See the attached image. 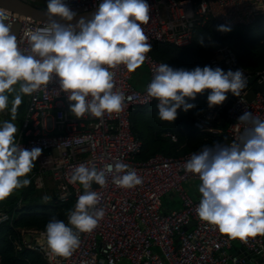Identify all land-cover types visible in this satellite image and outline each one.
Wrapping results in <instances>:
<instances>
[{
	"label": "clouds",
	"instance_id": "9594fccd",
	"mask_svg": "<svg viewBox=\"0 0 264 264\" xmlns=\"http://www.w3.org/2000/svg\"><path fill=\"white\" fill-rule=\"evenodd\" d=\"M150 11L147 0H102L90 18L81 17L73 24L77 13L64 0H48V26L26 33L30 45L26 53L13 32L9 9L0 7V114H10L9 120L0 121V202L31 184L28 176L43 151L40 147L23 148L17 142L13 121L22 97L47 90L58 78L59 91L67 95L69 111L76 118L88 115L102 121L106 114L123 112L127 98L116 88V72L110 69L124 65L131 73L145 63L152 45L142 25L149 23ZM217 31L231 29L219 25ZM198 43L203 45V36ZM247 84L242 69L197 66L188 70L161 63L146 91L157 101L158 118L173 122L178 109L187 112L195 108L188 101L205 90H210L207 102L212 108L222 106L228 93L240 96ZM237 120L244 128L236 140L205 145L190 156L184 170L201 181V199L195 209L200 220L231 239L246 242L249 237L264 235V119L245 111ZM107 171L118 188L134 189L143 184L136 170L120 160L108 165ZM69 182L81 185L83 193L67 223L52 217L45 226L48 249L63 258L80 248L81 233L93 232L103 220L101 196L92 185L106 187L108 176L104 168L89 161L73 167Z\"/></svg>",
	"mask_w": 264,
	"mask_h": 264
},
{
	"label": "built area",
	"instance_id": "2783aa9c",
	"mask_svg": "<svg viewBox=\"0 0 264 264\" xmlns=\"http://www.w3.org/2000/svg\"><path fill=\"white\" fill-rule=\"evenodd\" d=\"M34 2L35 0H29ZM102 0H64L75 12L97 7ZM151 7L150 21L142 25L149 43L154 40L187 44L191 30L207 18L214 17L228 25L246 23L264 13V0H147ZM2 7V6H0ZM163 12H161V8ZM8 9V8H7ZM10 22H18L16 31L20 47L27 53L30 45L26 33L47 28L45 20L10 10ZM191 13V15H189ZM90 18V17H88ZM76 22H73L75 24ZM161 63L151 52L147 53L145 65L148 78L143 88H136L130 80L124 65L115 71L116 88L126 96V108L119 114H106L103 120L85 115L76 118L69 111L67 95L59 91V79L48 85L47 90L28 96L16 134L17 142L23 148L40 147L43 150L38 165L28 178L34 187L43 185V172L47 169L56 183L55 197L65 201L76 200L83 193L81 185L69 182L74 166L89 161L98 168H104L108 184L101 188L93 183L92 190L101 196L100 206L105 216L99 227L91 233H81V246L69 258L51 254L47 247L45 228H20L19 238L13 243L17 248L26 246L39 251L52 264H119L128 260L131 264H225L232 260L241 262L244 256L231 253V238L219 233L213 226L200 220L195 209L200 199L193 198L184 188V181L199 179L186 173L185 162L193 153L192 149L178 155L155 152L145 159L135 157L141 145L140 138L132 131L130 113L134 106L157 101L147 95V86ZM210 66L226 70L242 69L247 79L255 74L253 82L264 83V67L250 72L243 68L234 50L222 44L213 50ZM223 69V68H222ZM240 96L228 93L232 100L225 106L208 107L195 115L193 125L201 130H214V121L225 112V144L236 140L243 131L237 117L248 111L264 119V88L254 90L251 99L246 92ZM175 139L174 133L167 132ZM120 160L136 170L143 178V184L134 189L118 188L111 183L107 166ZM169 190H176L180 206L162 210V196ZM70 210L66 213L65 223ZM8 211L0 208V222L9 219ZM243 247L254 253L264 251V235L247 238L246 242L236 239ZM1 260V259H0ZM257 264V263H254Z\"/></svg>",
	"mask_w": 264,
	"mask_h": 264
},
{
	"label": "trees",
	"instance_id": "16d2710c",
	"mask_svg": "<svg viewBox=\"0 0 264 264\" xmlns=\"http://www.w3.org/2000/svg\"><path fill=\"white\" fill-rule=\"evenodd\" d=\"M225 25L229 32L217 31V26ZM203 36L204 43H198ZM227 44L235 52L239 64L254 72L264 67V13L255 16L246 23L226 24L214 17L207 18L202 24L191 30V40L187 44H175L169 41L154 40L151 54L173 68L192 70L199 66H210L209 58L215 47ZM146 72L148 68L145 64ZM131 83L134 78L131 76ZM210 90L203 95L198 94L194 101L195 108L187 112L178 109V117L173 122L158 118L156 102H148L134 106L130 113L132 131L140 138L141 145L135 157L145 159L155 152L178 155L192 149H202L216 142L225 143L228 139L224 129L219 132L201 131L193 125L195 115L204 108ZM167 132L174 133L173 139ZM31 197L29 192L27 197ZM26 197V198H27ZM25 198V197H23ZM21 206L11 202L3 208L10 218L0 222V264H52L42 254L26 246L17 248L14 238H19L20 228H45L50 218L64 220L66 213L72 208L74 199L61 201L55 196L47 201L37 198L29 199ZM24 202V201H23Z\"/></svg>",
	"mask_w": 264,
	"mask_h": 264
},
{
	"label": "crops",
	"instance_id": "0c3cea01",
	"mask_svg": "<svg viewBox=\"0 0 264 264\" xmlns=\"http://www.w3.org/2000/svg\"><path fill=\"white\" fill-rule=\"evenodd\" d=\"M37 1V0H36ZM37 4V3H36ZM39 5V4H38ZM42 6V5H40ZM133 73L136 74V78H134V84L136 88H143L145 85V82L148 78V73L146 72V67L144 66L143 68L140 67L138 68L135 72L131 73V76H133ZM131 78V77H130ZM16 93L13 92L10 95V101L12 99V97L15 95ZM23 103L21 104V106L18 109V115H17V119L15 121H13V123H15L16 125H20L21 123V119H22V115L23 112L25 110L27 101H28V96H23L22 97ZM11 104L9 105V110H10ZM204 110V109H203ZM202 110V111H203ZM201 111V112H202ZM220 118H218L217 120L214 121V130H201V131H208V132H219L221 130L224 129L225 132V126H226V115L225 116H219ZM10 119V114L9 117L7 118V120ZM198 129V128H197ZM226 133V132H225ZM39 160V158H38ZM38 160L35 162L37 167V162ZM54 184V185H53ZM201 184L200 179H188L186 181H184L183 185L184 188L187 190V192L193 197V198H197V199H201V193L199 192V186ZM43 193H44V197H53L56 193V183H54V180L51 178L50 176V172L49 170H45L43 172V185L41 186ZM26 190V187L22 188V194L21 197H27L30 190L26 193V196H24V191ZM167 196L170 195V202H168V209L171 208H176L179 207L181 202L179 199V195L178 192L176 190H169L166 193L163 194V196ZM15 198V197H14ZM13 200H7L5 201V204L3 205V208L7 207L8 205L11 204ZM163 201V200H162ZM23 204V198L18 201L17 205L21 206ZM231 247L229 248V251H231V253L239 255V256H244L245 260L241 261V262H237V261H228L225 264H264V251L261 253H256V256H248L247 254H245L243 252V250L241 249V244L236 240V239H231ZM258 254V255H257ZM121 264V263H119Z\"/></svg>",
	"mask_w": 264,
	"mask_h": 264
},
{
	"label": "water",
	"instance_id": "95a60500",
	"mask_svg": "<svg viewBox=\"0 0 264 264\" xmlns=\"http://www.w3.org/2000/svg\"><path fill=\"white\" fill-rule=\"evenodd\" d=\"M0 6L8 8V9L13 10V11H16V12L21 13V14L29 15L31 17L47 21V17L45 16V12H46L47 7L40 6V5H38L34 2H31L29 0H0ZM98 6H99V4L95 8L76 12L77 16L74 18V20L71 23L76 22L81 17H84V18L91 17V15L97 10ZM61 22L62 23H69L66 21H61ZM14 26H15V29H13V32L16 31V27L18 26V22H15ZM221 65H222V68L225 71H227L225 66L223 64H221ZM254 79H255V74L251 75L248 78V84H252V88H249L246 92V97L248 99H251L253 97L254 90H258V89L262 90L264 88V83L253 82ZM231 100H232V97H229L225 106H228L230 104ZM220 116H225V112H221ZM8 117H9V114H0V121L7 120ZM16 126L18 129L19 126L18 125H16ZM33 187L34 186H33L32 181H31V184L29 186H27L26 190L24 191V193H25L24 196H26V193L30 189H32ZM14 197H15V193H13V195L10 198H7L5 201L13 199ZM5 201L0 202V208H3ZM241 249L248 256H256V253L248 250L247 248H245L243 246H241Z\"/></svg>",
	"mask_w": 264,
	"mask_h": 264
},
{
	"label": "rangeland",
	"instance_id": "374dc122",
	"mask_svg": "<svg viewBox=\"0 0 264 264\" xmlns=\"http://www.w3.org/2000/svg\"><path fill=\"white\" fill-rule=\"evenodd\" d=\"M47 2H48V0H35L34 1V3H37V4H39V5H42V6H44V7H47ZM161 8V12H163V9H162V7H160ZM142 68L144 67V65H142L141 66ZM133 78H136V74L135 73H133V76H132ZM136 85V84H135ZM42 153H43V151H42ZM37 165H38V162H37ZM35 169V168H34ZM54 183H55V181H54ZM54 185V184H53ZM30 192H31V197L29 196V197H25V198H23V197H21V194H22V188L21 189H19V190H16L14 193H15V198H13L12 200V202L13 203H18V201H19V199L21 198H23V203H25V202H30V198H31V200H32V198H37V199H40V200H43L44 199V193H43V190H42V187H34V188H32L31 190H30ZM162 210H166V209H168L169 208V204H168V202H170L171 200H170V195H168V197L165 195V196H162ZM120 263L121 264H131L128 260H122V261H120Z\"/></svg>",
	"mask_w": 264,
	"mask_h": 264
}]
</instances>
